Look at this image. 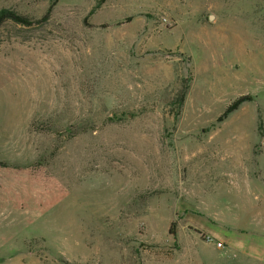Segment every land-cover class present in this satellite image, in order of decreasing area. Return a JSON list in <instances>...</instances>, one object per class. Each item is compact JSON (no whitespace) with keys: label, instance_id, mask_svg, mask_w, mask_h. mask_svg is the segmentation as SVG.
<instances>
[{"label":"rangeland","instance_id":"obj_1","mask_svg":"<svg viewBox=\"0 0 264 264\" xmlns=\"http://www.w3.org/2000/svg\"><path fill=\"white\" fill-rule=\"evenodd\" d=\"M0 8L32 22L0 26V263L28 248L48 264H185L198 246V264L215 252L181 206L204 228L229 211L264 222V0ZM243 94L253 102L212 126ZM237 137L256 144L238 150ZM237 159L242 184L226 168Z\"/></svg>","mask_w":264,"mask_h":264},{"label":"crops","instance_id":"obj_2","mask_svg":"<svg viewBox=\"0 0 264 264\" xmlns=\"http://www.w3.org/2000/svg\"><path fill=\"white\" fill-rule=\"evenodd\" d=\"M253 101H249L246 103H252ZM243 103L238 108V111H243L248 104ZM247 105V106H246ZM237 110V109H236ZM235 110V111H236ZM237 111V112H238ZM245 112V111H244ZM243 113V112H242ZM237 114V113H236ZM230 116V115H229ZM229 116L224 119V123L229 120ZM235 117V116H232ZM237 118V117H236ZM222 121V122H223ZM221 122V123H222ZM238 124V123H237ZM236 125V124H235ZM233 125V126H235ZM237 126V125H236ZM239 127L232 128L234 132L233 135H237L240 133L241 130L238 129ZM259 132V131H258ZM242 136V135H241ZM260 136V135H259ZM230 145L238 150H242V148L246 147L247 149L250 148L252 145L256 144L254 141L245 140V139H237L232 142L229 141ZM259 149L257 151L256 157L257 161L258 158H264V127L262 130V136H260V143H258ZM256 163L258 164V162ZM264 167V166H263ZM226 168L228 173L231 175V179H237L241 183L243 180H248L251 178L249 174L245 172L248 170V166L243 159H237L231 162H227ZM263 169V168H262ZM262 169L258 172H255L259 178V184L256 185L259 193L264 194V177H262ZM264 175V174H263ZM248 182V181H246ZM242 184V183H241ZM260 185V186H259ZM262 185V186H261ZM243 186V185H242ZM239 194H244L239 190ZM193 207V206H191ZM194 210H198L197 208L193 207ZM180 214L183 215V220L186 222L185 227L190 229H194L199 231L200 233H204L206 237L211 236L209 241H204L203 246L209 247L213 252H215V256L205 260V258H200L198 264H264V222H261L258 226L254 225V227H249V221H245L242 217L238 216L237 214L233 216V212H228L227 214L224 212L221 217H217L215 213L211 215L208 214L207 219L214 223L213 227H203L205 221L203 218H188V206H181L179 208ZM226 214V216H225ZM188 218V219H187ZM245 221V222H244ZM5 240L0 237V247L4 245ZM217 242H221L224 244V249H219L216 246ZM26 243V241L24 242ZM24 248V245H23ZM202 250V249H201ZM200 248L197 246L195 250H190L189 255H185L180 259L181 263L185 264H193L196 259H199L196 254H199ZM84 264H99L101 260L99 258H87L84 257L83 259ZM1 263L5 264H48L45 261V256L40 255L36 249H24L14 251L7 257H3L1 259ZM0 263V264H1Z\"/></svg>","mask_w":264,"mask_h":264},{"label":"trees","instance_id":"obj_3","mask_svg":"<svg viewBox=\"0 0 264 264\" xmlns=\"http://www.w3.org/2000/svg\"><path fill=\"white\" fill-rule=\"evenodd\" d=\"M103 1V0H101ZM49 16L48 11L42 16L40 20L37 21H46ZM10 21L14 24L20 25H30L32 22L26 16L17 13L16 11L9 8H0V26H2L5 22ZM188 84L184 86L183 91L180 94L179 103H183V99L185 97L186 91L188 89ZM253 100V96L250 94L239 95L238 97L231 100L225 107L224 111L216 118L215 123L212 126H215L218 123H221L224 119L228 117L232 112H234L240 105L243 103L249 102ZM262 121L259 118L258 120V131L259 135L262 136Z\"/></svg>","mask_w":264,"mask_h":264},{"label":"built area","instance_id":"obj_4","mask_svg":"<svg viewBox=\"0 0 264 264\" xmlns=\"http://www.w3.org/2000/svg\"><path fill=\"white\" fill-rule=\"evenodd\" d=\"M207 239H208V241L210 240L209 237H207ZM216 246H217V248H219V249H224V244H222L221 242H217V243H216Z\"/></svg>","mask_w":264,"mask_h":264}]
</instances>
